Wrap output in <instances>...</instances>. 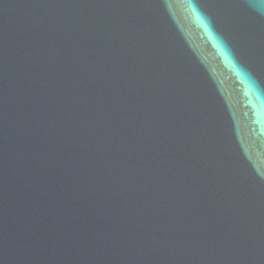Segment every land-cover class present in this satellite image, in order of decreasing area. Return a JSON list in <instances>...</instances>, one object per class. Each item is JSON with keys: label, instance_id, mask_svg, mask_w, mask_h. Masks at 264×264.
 <instances>
[{"label": "water", "instance_id": "1", "mask_svg": "<svg viewBox=\"0 0 264 264\" xmlns=\"http://www.w3.org/2000/svg\"><path fill=\"white\" fill-rule=\"evenodd\" d=\"M0 264H264V0H0Z\"/></svg>", "mask_w": 264, "mask_h": 264}]
</instances>
